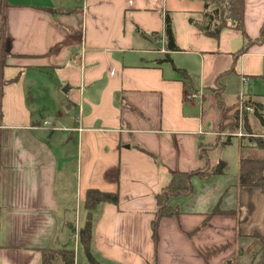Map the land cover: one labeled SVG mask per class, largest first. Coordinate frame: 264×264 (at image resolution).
Returning <instances> with one entry per match:
<instances>
[{
  "label": "crops",
  "instance_id": "crops-1",
  "mask_svg": "<svg viewBox=\"0 0 264 264\" xmlns=\"http://www.w3.org/2000/svg\"><path fill=\"white\" fill-rule=\"evenodd\" d=\"M213 9L204 0H0V264H42L43 249L66 245L79 264L74 227L92 188L119 194L92 212L102 263L257 264L264 190L240 185V163L264 159V0H245L244 31L229 25L218 36L202 29ZM199 90L202 100L186 98ZM241 93L262 118L254 128L253 113L238 125ZM41 95L67 112L47 114ZM220 161L225 172L210 174ZM184 173L192 189L168 195L179 213L160 219L154 241L158 196Z\"/></svg>",
  "mask_w": 264,
  "mask_h": 264
},
{
  "label": "trees",
  "instance_id": "trees-1",
  "mask_svg": "<svg viewBox=\"0 0 264 264\" xmlns=\"http://www.w3.org/2000/svg\"><path fill=\"white\" fill-rule=\"evenodd\" d=\"M206 9L210 5H214L212 11L206 10L204 13V21L202 29L211 36H218L221 29L233 25L244 31V11L245 0H204ZM166 39L170 50H177L174 31L170 17H166ZM247 46V45H246ZM246 47L243 49L245 50ZM3 49V38H0V63ZM169 59V57L167 58ZM227 168L225 161H220L214 166L210 174H222ZM196 173L205 175L203 171ZM240 185L243 187L257 186L264 190V159L260 158H242L240 163ZM192 189L189 174H175L170 185L165 189L164 193L158 196V211L156 218L152 222L154 241L158 240V224L162 217L172 216L179 213L175 207H171L166 203L169 194H185ZM102 202L119 203V194L117 192H106L97 188L87 191L85 199V209L87 210L86 218L82 227L78 231V241L82 246L88 261L91 264H114L102 263L94 255L92 251V235H93V210ZM74 231L76 229L74 227ZM260 239L262 247L256 257L257 264H264V234L256 233ZM42 264H76V249L74 246L68 245L62 248L43 249Z\"/></svg>",
  "mask_w": 264,
  "mask_h": 264
},
{
  "label": "rangeland",
  "instance_id": "rangeland-1",
  "mask_svg": "<svg viewBox=\"0 0 264 264\" xmlns=\"http://www.w3.org/2000/svg\"><path fill=\"white\" fill-rule=\"evenodd\" d=\"M39 105L42 109H44V111L47 114H51L53 115L54 113H56V111H63V112H67V105H62L61 101H58L57 99L54 98H47L43 95H41V99H39ZM264 104V103H263ZM261 111L264 112V108H261ZM43 112V111H42ZM249 124L252 128L256 127V121L261 124V119L260 116H258L257 114H250L249 115ZM258 143V142H257ZM228 145V144H227ZM82 204V203H81ZM76 208V206L74 207ZM77 209H79V211L82 209L83 210V205L81 206L79 204V206H77ZM83 212V211H82ZM75 215H76V211H73V220H75ZM80 214L78 213V216ZM86 216L83 215V217L81 218V223L83 220H85ZM75 229H76V237H78V231H79V226H81V224L79 223V219H76L75 222ZM79 264H88V259L86 257L85 254L80 253L79 255Z\"/></svg>",
  "mask_w": 264,
  "mask_h": 264
},
{
  "label": "built area",
  "instance_id": "built-area-1",
  "mask_svg": "<svg viewBox=\"0 0 264 264\" xmlns=\"http://www.w3.org/2000/svg\"><path fill=\"white\" fill-rule=\"evenodd\" d=\"M77 1H82V0H77ZM159 42L162 44V48L160 51L165 52L166 51L164 48L165 32L163 33L162 37L159 38ZM241 79H242L243 85H247L250 82V77L247 75H243L241 77ZM186 98L191 99V100L192 99L202 100L203 92H202V90H199L196 92L188 93V94H186ZM255 111H256L255 105L251 101L248 100V98L246 97V95L244 93H241L239 96L238 109H237V121H238V125H239L240 129L244 125L245 117L250 113H254ZM80 130H82V129H80ZM237 135L243 136L245 134L240 131L239 133H237Z\"/></svg>",
  "mask_w": 264,
  "mask_h": 264
},
{
  "label": "water",
  "instance_id": "water-1",
  "mask_svg": "<svg viewBox=\"0 0 264 264\" xmlns=\"http://www.w3.org/2000/svg\"><path fill=\"white\" fill-rule=\"evenodd\" d=\"M2 60V59H1Z\"/></svg>",
  "mask_w": 264,
  "mask_h": 264
}]
</instances>
